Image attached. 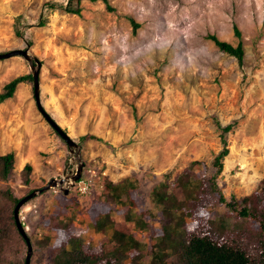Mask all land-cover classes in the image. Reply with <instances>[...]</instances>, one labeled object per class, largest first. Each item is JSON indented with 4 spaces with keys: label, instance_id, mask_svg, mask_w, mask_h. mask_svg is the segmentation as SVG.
I'll list each match as a JSON object with an SVG mask.
<instances>
[{
    "label": "rangeland",
    "instance_id": "374dc122",
    "mask_svg": "<svg viewBox=\"0 0 264 264\" xmlns=\"http://www.w3.org/2000/svg\"><path fill=\"white\" fill-rule=\"evenodd\" d=\"M107 3L112 10L101 0H81L73 14L64 10L67 0H0V53L28 48L38 59L40 105L80 145L84 163L67 193L56 186L19 208L26 235L35 236L29 264H49L52 246L69 248L68 234L80 235L91 256L111 250V231L92 226L104 210L102 180L137 177L130 210L154 212L149 191L155 181L166 174L173 182L193 160L210 167L222 148L216 121L231 124L216 176L224 197L241 198L264 182V0ZM210 34L240 42L241 62L219 50ZM26 74L30 67L21 55L1 58L0 93ZM8 152L13 165L0 177V193L18 199L76 169L66 143L36 106L32 76L0 101V155ZM26 163L28 183L22 180ZM127 208L112 204L110 220L147 245L146 231L125 220ZM142 219L160 233L155 218ZM46 236L49 248L41 250ZM122 263L131 264L128 252Z\"/></svg>",
    "mask_w": 264,
    "mask_h": 264
},
{
    "label": "trees",
    "instance_id": "16d2710c",
    "mask_svg": "<svg viewBox=\"0 0 264 264\" xmlns=\"http://www.w3.org/2000/svg\"><path fill=\"white\" fill-rule=\"evenodd\" d=\"M101 1L112 10L107 0ZM80 2L67 0L64 10L78 14ZM131 23L134 28L138 26L132 20ZM233 31L236 36L240 35L235 25ZM17 33L20 34L18 30ZM207 37L219 50L241 62L243 49L240 42L234 46L213 34ZM28 79H31L30 74L11 79L0 93V101L11 97L16 85ZM216 125L220 129L222 148L214 156L210 167L203 166L200 160H193L176 175L173 182L166 181V174L159 182L155 181L149 191L154 212L147 209L138 212L130 210L137 201L136 193L130 189L136 188L137 177H125L117 183L102 180L99 196L104 210L92 226L96 232L110 230L108 240L115 245L111 250L91 256L83 250L80 235L68 234L66 243L69 248H65V244L55 248L52 246L48 252L49 264H123L127 252L131 264H264V182L261 181L252 193L241 198L233 195L229 199L224 197L218 188L216 176L228 153L225 133L231 124L221 125L216 121ZM13 157V152L0 155L2 179L7 177L12 168ZM22 170V180L28 183L31 165L26 163ZM176 188L189 198L178 197ZM18 200L8 192L0 193V204L3 205V211L0 209V264H24L26 243L13 217V208ZM112 204L128 206L127 211H130L125 214V220L133 221L135 228L146 231L147 245L141 246L139 240L122 230L121 226L116 228V222L109 218ZM143 215L156 219L160 233L153 232L151 226L143 222ZM190 221L194 223L193 227L189 226ZM28 236L30 244L33 243L34 234ZM47 245L46 236L40 249H48ZM32 246L34 250L36 246ZM145 256H148L147 260Z\"/></svg>",
    "mask_w": 264,
    "mask_h": 264
},
{
    "label": "water",
    "instance_id": "95a60500",
    "mask_svg": "<svg viewBox=\"0 0 264 264\" xmlns=\"http://www.w3.org/2000/svg\"><path fill=\"white\" fill-rule=\"evenodd\" d=\"M11 55H21L27 62L30 67L31 76H32V84H33V96L34 101L36 103V106L38 110L42 113V115L45 117V119L48 121V123L52 126V128L60 135V137L63 139V141L66 143L68 151L74 156L75 162H76V169L73 174H67L59 178H50L47 183L35 190H32L30 193L25 195L24 197L20 198L17 203L15 204L13 208V217L16 224V227L19 231V233L22 235L23 239L26 243V254L24 258V264H29L30 256L32 253V247L29 241L28 236L26 235L24 231V227L20 221L19 218V208L30 198L34 197L37 193L44 192L50 188H54L56 186H61V190L63 193H67L68 189L72 187L77 181L80 180L81 172L84 163L82 162L80 158V145L76 143L74 140H72L56 123L51 117L44 111L42 106L40 105L39 101V85H38V76H39V67L40 63L38 59L31 55L28 52V48L24 49H16L12 51H8L5 53H0V59L6 58ZM63 185H66L65 187ZM63 186V187H62Z\"/></svg>",
    "mask_w": 264,
    "mask_h": 264
}]
</instances>
